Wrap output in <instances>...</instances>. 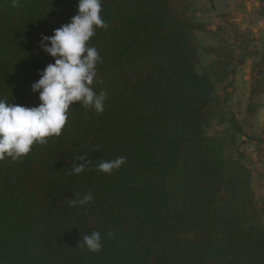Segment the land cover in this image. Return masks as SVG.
<instances>
[{"label":"trees","instance_id":"obj_1","mask_svg":"<svg viewBox=\"0 0 264 264\" xmlns=\"http://www.w3.org/2000/svg\"><path fill=\"white\" fill-rule=\"evenodd\" d=\"M191 6L102 0L107 28L89 43L101 57L93 87L107 93L104 111L76 102L59 137L22 161L0 160V264H264V207L236 145L243 130L217 95L232 70L223 48L208 47L215 59L200 72L196 35L208 30ZM76 13L77 0H0V98L40 103L31 85L54 63L41 37ZM213 121L234 132L208 135ZM229 148L237 153L225 158ZM81 155L92 165L69 175ZM120 156L127 162L112 175L94 166ZM88 192L91 202L70 205ZM93 231L95 253L79 246Z\"/></svg>","mask_w":264,"mask_h":264},{"label":"clouds","instance_id":"obj_2","mask_svg":"<svg viewBox=\"0 0 264 264\" xmlns=\"http://www.w3.org/2000/svg\"><path fill=\"white\" fill-rule=\"evenodd\" d=\"M14 7L22 6V0H11ZM102 0H77V13L71 20L53 30L51 36H42L41 50L53 58L40 77L31 85L33 93L39 94L40 103L27 107L9 104L0 98V160L5 157L22 161L34 144H47L48 138L59 137L69 119V110L79 102L80 107L104 111L107 93L94 90L98 81L97 66L101 62L98 50L91 46L90 38L98 28H107L101 16ZM86 155L76 157L69 175H79L89 168ZM76 161H80L79 164ZM126 157L112 160L101 159L94 166L97 171L112 175L126 164ZM88 192L80 199H69L72 206H83L93 200ZM110 235V234H109ZM101 233L93 231L83 237L80 247L90 252L102 248Z\"/></svg>","mask_w":264,"mask_h":264},{"label":"rangeland","instance_id":"obj_3","mask_svg":"<svg viewBox=\"0 0 264 264\" xmlns=\"http://www.w3.org/2000/svg\"><path fill=\"white\" fill-rule=\"evenodd\" d=\"M188 1L192 5L190 9L192 17L205 24L208 30V32H198L196 35L202 60L200 72H203L215 59L214 54L206 53L208 47L223 48L230 65L229 70H232L230 75L233 79L232 85L226 89L225 84L217 83V95L222 103L225 118L228 120L234 115L243 130V135L237 136L236 145L240 154L245 156V163L248 165L247 149L241 143L244 137L245 142L250 140L246 116L255 114V117L259 116V122L264 123V73L262 66H259L264 60V27L255 33L251 29L242 27L236 17L231 15L225 18L226 10L220 14L215 12L209 0ZM262 1L260 10L264 13V0ZM237 9L240 11V7ZM232 132L234 130L228 121L223 123L213 121L206 128L208 135L220 140ZM235 152L232 148L225 149L224 156L234 157L237 153Z\"/></svg>","mask_w":264,"mask_h":264},{"label":"crops","instance_id":"obj_4","mask_svg":"<svg viewBox=\"0 0 264 264\" xmlns=\"http://www.w3.org/2000/svg\"><path fill=\"white\" fill-rule=\"evenodd\" d=\"M212 1L209 0L210 5ZM227 3L228 8L224 12L225 18L232 15L236 17L237 21H240L242 27L251 29L255 33L264 27V13L260 10L263 5L262 0H227ZM237 6L240 7V11ZM254 115L247 114L246 116L248 117L249 131H247L250 134V140L245 142L244 137L241 143L247 149L248 167L252 172V187L256 201L260 207H264V123H260L259 116L255 117Z\"/></svg>","mask_w":264,"mask_h":264},{"label":"water","instance_id":"obj_5","mask_svg":"<svg viewBox=\"0 0 264 264\" xmlns=\"http://www.w3.org/2000/svg\"><path fill=\"white\" fill-rule=\"evenodd\" d=\"M212 9L217 13H223L228 8L227 0H213L211 2Z\"/></svg>","mask_w":264,"mask_h":264}]
</instances>
